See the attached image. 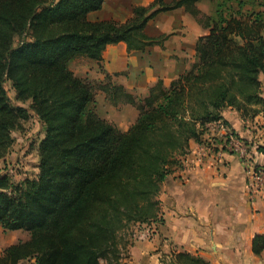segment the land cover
Masks as SVG:
<instances>
[{
    "label": "trees",
    "instance_id": "16d2710c",
    "mask_svg": "<svg viewBox=\"0 0 264 264\" xmlns=\"http://www.w3.org/2000/svg\"><path fill=\"white\" fill-rule=\"evenodd\" d=\"M106 1L0 0V160L32 114L45 129L37 176L16 184L0 177V227L30 234L0 264H119V234L160 221L161 185L190 143L207 144L208 126L224 122L227 109L244 118L264 109V0H220L215 17L198 9L202 0H154L123 24L89 21ZM178 9L207 34L196 42V61L168 87L159 81L138 98L110 75L92 84L70 69L78 58L101 62L109 45H161L168 36L150 38L145 29ZM7 84L26 107L12 102ZM96 89L111 105L137 110L126 132L92 110ZM252 250L264 252V235ZM176 263L208 264L185 253Z\"/></svg>",
    "mask_w": 264,
    "mask_h": 264
},
{
    "label": "crops",
    "instance_id": "0c3cea01",
    "mask_svg": "<svg viewBox=\"0 0 264 264\" xmlns=\"http://www.w3.org/2000/svg\"><path fill=\"white\" fill-rule=\"evenodd\" d=\"M118 1L123 5V0L106 1L100 11L89 14V21L123 24L133 17L135 7H149L154 2L132 0L127 4L130 11L120 6L117 13L127 15L124 20L102 18L106 5ZM161 17L162 22L157 23ZM190 18L184 9L159 14L148 23L145 33L150 38L168 36L161 45L140 52H129L124 43L109 45L101 62L78 58L70 69L88 82H102L105 75H110L113 83L145 98L159 81L168 87L195 62L196 42L206 34L198 35L196 41L192 39L185 27ZM170 29L176 31L174 41L164 35ZM262 83L264 99V79ZM107 104L113 110L122 106ZM122 107L127 120L133 119L127 125H117L126 132L137 120L138 112L130 105ZM222 115L224 122L219 123L243 140L252 164L264 168V109L254 118H244L233 109ZM221 134L220 126H210L205 139L207 144L210 140L218 144L217 153L207 151V144L191 142L181 168L162 183L157 197L161 222L151 223L153 229L142 232L130 250L132 264H177L176 256L181 253L208 264H264V252L258 256L252 250L254 237L264 235V191L254 196L248 193L247 164L225 148L224 138L214 140Z\"/></svg>",
    "mask_w": 264,
    "mask_h": 264
},
{
    "label": "rangeland",
    "instance_id": "374dc122",
    "mask_svg": "<svg viewBox=\"0 0 264 264\" xmlns=\"http://www.w3.org/2000/svg\"><path fill=\"white\" fill-rule=\"evenodd\" d=\"M125 7H128V11H130V4L132 0H123ZM170 1V0H165ZM220 0H202L197 3L198 9L205 15L215 17V7L217 2ZM166 2V3H167ZM172 0L168 3H171ZM120 1L118 2H109L106 5L105 10L101 13L102 18L105 19H125V14L119 15L117 13V9L120 6H123ZM164 14V13H161ZM168 15V14H165ZM168 17V16H167ZM190 22L185 27H188V34L195 41L197 40V36L200 34H207L203 25L199 22L198 19L190 16ZM163 17L157 21V23L162 22ZM116 21V20H115ZM186 31V28L184 29ZM164 35H170V38L173 39L176 37L175 29H170L164 33ZM18 44V40L16 41ZM196 61V56H195ZM90 83L98 84L96 80H92ZM97 88V87H96ZM6 89L8 91V95L12 102L16 105L27 106L28 104H22L15 101L14 91L11 89V85L7 84ZM103 92L96 89L95 91V102L92 104L91 108L97 115L101 118L110 119L112 125H114L117 129L119 124L127 125L131 123L133 119L127 120L126 112H124L125 108L122 107L126 104H121L122 106L119 108H115L114 110L108 106V101L103 100ZM105 95V94H104ZM138 97V96H137ZM140 98V97H138ZM116 107V106H115ZM133 108V107H132ZM135 109V108H134ZM112 111V112H111ZM134 118V117H133ZM45 134V129L43 125L40 123L38 117L32 114L30 120L24 125L23 130L19 132H15L13 137L15 138V142L11 147L8 155L5 159L0 160V177L8 176L12 183H19L26 178H34L38 174V164H39V143L43 139ZM223 138V136H219V138H214L219 142V139ZM183 159V158H182ZM160 222V221H158ZM151 223L147 224H132L130 225L124 232H122L119 238V247L121 251L119 264H132L130 250L131 248L138 242L140 235L145 230H152ZM149 231V232H150ZM30 238V234L26 231H5L0 227V255L3 254L4 250L11 245L17 244L19 242L28 241ZM115 262V259L112 258V263ZM25 264V263H21ZM101 264H107L106 261H102Z\"/></svg>",
    "mask_w": 264,
    "mask_h": 264
},
{
    "label": "built area",
    "instance_id": "2783aa9c",
    "mask_svg": "<svg viewBox=\"0 0 264 264\" xmlns=\"http://www.w3.org/2000/svg\"><path fill=\"white\" fill-rule=\"evenodd\" d=\"M212 125L220 126L221 135L224 138V146L227 148L229 152L232 154L238 155L244 163L247 164L248 167V177H247V190L251 196H254L260 192L264 191V168L254 166L252 162L248 159V151L246 144L243 140L236 137L229 129L223 127L219 122L212 123L208 126V128ZM218 144L210 140L206 145V149L209 152L217 153Z\"/></svg>",
    "mask_w": 264,
    "mask_h": 264
}]
</instances>
